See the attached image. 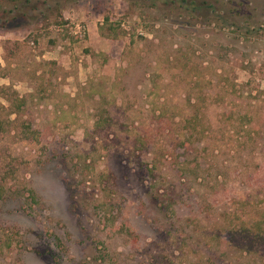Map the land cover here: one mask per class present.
<instances>
[{
    "label": "rangeland",
    "instance_id": "obj_1",
    "mask_svg": "<svg viewBox=\"0 0 264 264\" xmlns=\"http://www.w3.org/2000/svg\"><path fill=\"white\" fill-rule=\"evenodd\" d=\"M179 1L0 0V264H264V0Z\"/></svg>",
    "mask_w": 264,
    "mask_h": 264
},
{
    "label": "trees",
    "instance_id": "obj_2",
    "mask_svg": "<svg viewBox=\"0 0 264 264\" xmlns=\"http://www.w3.org/2000/svg\"><path fill=\"white\" fill-rule=\"evenodd\" d=\"M12 1H13V2L15 1V2H16V1H19V0H12ZM24 1H25V0H24ZM26 2H28V0H26ZM180 3H181L182 5H181ZM191 3H192L191 0L188 1V2H186L185 0H180L178 6H182V7L185 6V7H188V5H190ZM13 7H14V8L16 7L15 4H13ZM20 7H21V6H20ZM20 7H18V8L20 9ZM23 7H26V6H23ZM30 9H31V8H30ZM16 10H17L18 13H20V11H19L17 8H16ZM31 10H32V9H31ZM12 11H14V10H9V12H12ZM26 11H27V10H26ZM26 11H23V13L26 14ZM12 93H13V97H14L13 99H16L18 102L21 101L20 98L17 96V94H15V92H12ZM13 113H15V112L13 111ZM55 240L57 241V244H58L59 239L55 237ZM59 244L61 245L60 242H59Z\"/></svg>",
    "mask_w": 264,
    "mask_h": 264
}]
</instances>
